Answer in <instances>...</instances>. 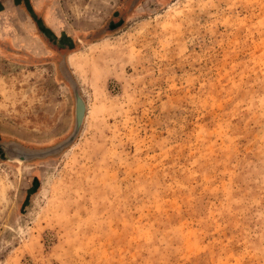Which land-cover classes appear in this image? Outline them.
Here are the masks:
<instances>
[{"label":"rangeland","instance_id":"374dc122","mask_svg":"<svg viewBox=\"0 0 264 264\" xmlns=\"http://www.w3.org/2000/svg\"><path fill=\"white\" fill-rule=\"evenodd\" d=\"M0 0V264H264V0Z\"/></svg>","mask_w":264,"mask_h":264},{"label":"water","instance_id":"95a60500","mask_svg":"<svg viewBox=\"0 0 264 264\" xmlns=\"http://www.w3.org/2000/svg\"><path fill=\"white\" fill-rule=\"evenodd\" d=\"M139 1L140 0H134L132 3V7H134ZM63 72L72 85L76 100V120L72 133L65 140L46 149L29 148L14 141L3 142L2 144H0V147L5 152L4 154L6 155L8 160H11L16 163H25L36 159H43L50 156H56L62 153L65 149L72 146L78 138L85 121L87 106L84 98L80 93L79 85L77 84L75 79L70 75V72L68 70Z\"/></svg>","mask_w":264,"mask_h":264}]
</instances>
